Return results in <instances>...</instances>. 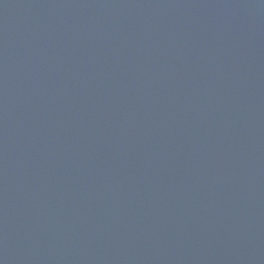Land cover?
Here are the masks:
<instances>
[{
	"label": "water",
	"instance_id": "1",
	"mask_svg": "<svg viewBox=\"0 0 264 264\" xmlns=\"http://www.w3.org/2000/svg\"><path fill=\"white\" fill-rule=\"evenodd\" d=\"M0 264H264V0H0Z\"/></svg>",
	"mask_w": 264,
	"mask_h": 264
}]
</instances>
